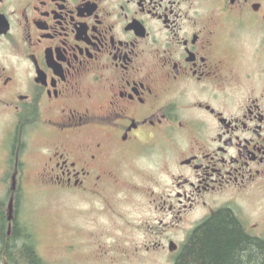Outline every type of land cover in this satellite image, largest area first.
<instances>
[{
  "label": "flooded vegetation",
  "instance_id": "af4514ba",
  "mask_svg": "<svg viewBox=\"0 0 264 264\" xmlns=\"http://www.w3.org/2000/svg\"><path fill=\"white\" fill-rule=\"evenodd\" d=\"M2 118L13 214L46 156L48 186L151 207L143 254L221 209L264 240V0H0Z\"/></svg>",
  "mask_w": 264,
  "mask_h": 264
},
{
  "label": "rangeland",
  "instance_id": "374dc122",
  "mask_svg": "<svg viewBox=\"0 0 264 264\" xmlns=\"http://www.w3.org/2000/svg\"><path fill=\"white\" fill-rule=\"evenodd\" d=\"M4 123L0 119V132ZM5 158L0 156V200L8 204L11 175H2ZM24 158L28 167L14 214L33 233L47 264H172L169 254L146 255L136 250L146 242L145 221L154 215L147 204L130 202L132 197L124 199L113 189L105 194L108 202L104 204L99 198L53 188L39 177L46 156ZM169 185L173 189V179ZM241 205L250 218L264 221V209L250 202Z\"/></svg>",
  "mask_w": 264,
  "mask_h": 264
},
{
  "label": "trees",
  "instance_id": "16d2710c",
  "mask_svg": "<svg viewBox=\"0 0 264 264\" xmlns=\"http://www.w3.org/2000/svg\"><path fill=\"white\" fill-rule=\"evenodd\" d=\"M241 226L231 211H217L191 232L173 264H264V240L246 236ZM0 264H47L31 230L15 214L9 221L6 199L0 200Z\"/></svg>",
  "mask_w": 264,
  "mask_h": 264
},
{
  "label": "water",
  "instance_id": "95a60500",
  "mask_svg": "<svg viewBox=\"0 0 264 264\" xmlns=\"http://www.w3.org/2000/svg\"><path fill=\"white\" fill-rule=\"evenodd\" d=\"M8 211H9V221H12V219H13V202H11L10 205L8 206ZM170 250H171V252H174V251H176V247L172 245Z\"/></svg>",
  "mask_w": 264,
  "mask_h": 264
}]
</instances>
